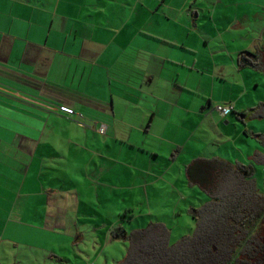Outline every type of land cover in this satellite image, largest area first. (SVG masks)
Wrapping results in <instances>:
<instances>
[{
	"label": "crops",
	"instance_id": "obj_1",
	"mask_svg": "<svg viewBox=\"0 0 264 264\" xmlns=\"http://www.w3.org/2000/svg\"><path fill=\"white\" fill-rule=\"evenodd\" d=\"M262 2L0 0V264L17 262L26 217L49 219L47 205L64 189L73 201L74 191L110 180L125 187L144 175L138 187H151L157 143L176 147L183 135L189 145L217 112L220 84L216 105L238 109L233 80L245 67L264 70L247 62L264 57V30L253 29ZM18 139L31 142L22 168ZM17 183L26 197L19 207Z\"/></svg>",
	"mask_w": 264,
	"mask_h": 264
},
{
	"label": "rangeland",
	"instance_id": "obj_2",
	"mask_svg": "<svg viewBox=\"0 0 264 264\" xmlns=\"http://www.w3.org/2000/svg\"><path fill=\"white\" fill-rule=\"evenodd\" d=\"M257 15L253 29L264 30V7ZM258 59L254 57L251 60L263 65L264 57ZM245 71L242 78L233 80L232 93H241L238 109L231 111L226 118L212 112L189 145L183 135L173 141L176 147L162 141L157 143L162 153L150 162L159 168L158 179L151 187H138L144 175L135 177V181L128 177L123 183L125 187H119V181L110 180L101 187L74 191L73 196L76 197L73 201L69 200L68 188L64 189L63 199L57 196L52 206L47 205L52 215L49 219L33 222L26 217V249L20 251L15 264H116L126 256L129 248L127 240L112 238V230L118 226L131 233L150 224L161 223L169 230L170 244L190 236L197 226L193 209H199L209 201L208 196L197 185L189 184L186 177L187 165L197 159L217 158L233 167L242 164L253 166L257 189L263 193L264 164L257 163L253 156L264 151V142L257 136L264 135V70L251 66L245 67ZM222 87L220 84L216 89L213 108L220 100ZM191 97L193 105L195 95ZM241 110L246 113L242 114ZM189 123L193 128L194 122ZM3 142L0 138V145ZM14 142L17 144L14 149H19L18 167L22 168L25 162L20 155L26 152L27 163L31 142L22 139ZM14 193L13 202L19 207L26 197L21 195L23 191L18 183ZM28 202L36 204L38 200L30 198ZM36 215L39 216L38 213ZM44 215V212L40 213V216ZM17 217L15 213L14 220ZM98 224L105 226L106 231H95ZM37 227L41 231H29ZM54 227L59 228L58 231ZM18 238L16 235V240Z\"/></svg>",
	"mask_w": 264,
	"mask_h": 264
},
{
	"label": "trees",
	"instance_id": "obj_3",
	"mask_svg": "<svg viewBox=\"0 0 264 264\" xmlns=\"http://www.w3.org/2000/svg\"><path fill=\"white\" fill-rule=\"evenodd\" d=\"M257 136L264 142V135ZM253 159L264 164V155L255 153ZM185 172L189 184L209 198L192 211L195 231L170 244L169 230L161 223L131 233L118 226L112 238L127 240L129 248L116 264H264V192L257 189L254 167L197 159Z\"/></svg>",
	"mask_w": 264,
	"mask_h": 264
},
{
	"label": "built area",
	"instance_id": "obj_4",
	"mask_svg": "<svg viewBox=\"0 0 264 264\" xmlns=\"http://www.w3.org/2000/svg\"><path fill=\"white\" fill-rule=\"evenodd\" d=\"M232 110L231 105H217L216 106V111L221 115V116H226L230 113ZM58 111L61 113L68 115V116H73L75 114V111L66 105H61L58 107ZM101 132H105V127H101L100 129Z\"/></svg>",
	"mask_w": 264,
	"mask_h": 264
}]
</instances>
